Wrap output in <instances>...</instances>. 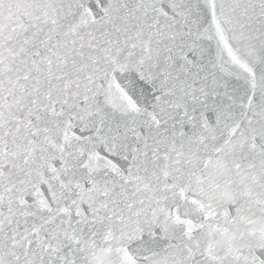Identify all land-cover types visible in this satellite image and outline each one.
<instances>
[{"label": "snow or ice", "instance_id": "obj_1", "mask_svg": "<svg viewBox=\"0 0 264 264\" xmlns=\"http://www.w3.org/2000/svg\"><path fill=\"white\" fill-rule=\"evenodd\" d=\"M0 264H264V0H0Z\"/></svg>", "mask_w": 264, "mask_h": 264}]
</instances>
